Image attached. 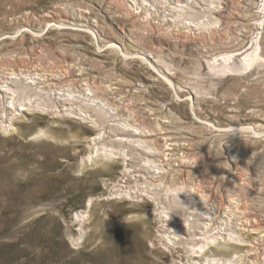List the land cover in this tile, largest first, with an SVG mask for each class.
Masks as SVG:
<instances>
[{
    "label": "rangeland",
    "instance_id": "374dc122",
    "mask_svg": "<svg viewBox=\"0 0 264 264\" xmlns=\"http://www.w3.org/2000/svg\"><path fill=\"white\" fill-rule=\"evenodd\" d=\"M58 3L59 0H0V31L7 32L8 19L26 11L55 15ZM222 3L220 12L214 14L221 23L212 29V43L209 42L212 33L205 31L199 35L197 44L187 42L184 48L178 47L175 51L164 48L162 59L176 72L175 78L171 79L185 85L198 82L196 87L202 92L201 98L198 104L193 103L197 105V116L184 114V108H190L191 104L192 94L188 88L181 89V98L178 102L173 100L177 104L172 109L174 114L184 117L181 119L184 126H194L192 121L195 119L197 127L203 125L207 130L203 133L194 130L196 134L191 135L197 142L204 140L203 149L197 151L203 156L206 151V162L214 152L223 153L222 158L207 162L206 168L222 166L228 156L227 146L239 151L240 167L248 174L252 189L246 188L236 194L251 203L255 212L264 218V136L256 137L252 132L224 134L234 123L264 132V62L255 63L234 76L221 72H217L218 75L208 68V60L213 57L241 47L240 52H243L255 41L259 43V53L264 60V12L261 0H222ZM104 8L101 7L100 14L106 16ZM169 28L163 25L162 30L170 34ZM132 30L140 34L136 28ZM114 31L111 42L117 47L125 44L132 53L140 51L149 55L144 44L146 40L142 43L132 40L126 28ZM175 32L173 29L171 34ZM190 35L197 37L193 31ZM46 38L47 35L33 43L35 65L46 67L48 64L61 66L63 62H83L96 81L126 80L132 94L137 89L147 95H139L137 101L144 99L141 103L152 104L155 108H164L163 100L173 95L174 89L165 81L163 71L159 74L150 65H131L109 51L87 53L83 45H90L91 40H83L82 36L69 30ZM240 39L244 43L242 46ZM159 42L158 46L166 45L163 38ZM24 47L25 42L18 45V48ZM0 50V56L13 55L11 49ZM242 58L238 56L235 61ZM147 59L153 61V58ZM144 77L158 80L159 88L148 94L150 89L143 86ZM6 112L14 129H0V264H68L71 258L75 264H175L172 259L184 263L186 254L191 255L194 262L201 263L208 259H229L244 252L240 242L227 240L208 248L199 257L185 253L182 247L167 253L157 238L158 220L152 214L153 203L146 198L138 200L112 193L114 185L120 181L122 160L102 158V155L94 156L92 160L88 158V139L97 132L90 122L72 114L53 116L32 112L21 115L10 109ZM213 137L217 138L215 143ZM223 175L226 173H220ZM221 182L222 188L230 185L226 180ZM80 197L84 200L83 205L75 208L80 204Z\"/></svg>",
    "mask_w": 264,
    "mask_h": 264
},
{
    "label": "bare ground",
    "instance_id": "6f19581e",
    "mask_svg": "<svg viewBox=\"0 0 264 264\" xmlns=\"http://www.w3.org/2000/svg\"><path fill=\"white\" fill-rule=\"evenodd\" d=\"M59 2L55 6V15L50 12L35 14L31 11H26L20 16L13 14L14 16L8 19L7 32L0 31V49H11L13 54L12 57L0 56V129H14L12 120L7 118L8 109L21 115L32 112L53 116L72 114L87 120L97 129L88 139V158L92 160L94 156L102 155V158L115 157L122 160L120 181L116 182L112 193L114 196L125 195L138 200L146 198L153 203L152 214L158 220L157 238L162 249L171 253L175 248L182 247L185 253L190 252L192 257H199L208 248L221 242L226 243L227 240L238 241L244 248L242 254L225 260L208 259L199 263L186 254L183 257L184 263L172 259L173 263L264 264V218L255 212L251 203L236 194L251 188L248 174L242 166L240 167L239 151L227 146L228 156L222 166L216 169L206 168L207 162L222 158L223 153L214 152L206 162V151L205 156L197 151L203 149L204 140L197 142V138L191 135L196 134L194 130L199 133L207 130L203 125L197 127L195 119L192 121L194 126H184L181 123L184 117L177 116L172 109L177 104L173 100L178 102L181 98V89L188 88L192 94L189 98L191 104L190 108L184 106V114H190L193 118L197 116V105L193 103L196 101L198 104L201 98L202 92L196 87L198 82L192 83V86L190 83L185 85L171 79L175 78L176 72L173 66L162 59L164 48L175 51L190 42L195 41L197 44L199 35L205 31L212 33L209 40L212 43V29L221 23L214 14L222 9V0ZM261 2L264 12V0ZM103 6L106 14H111L110 16L100 14ZM110 9L115 11L110 12ZM163 25L170 27V34L163 32ZM114 27L121 31L126 28L129 37L134 41L140 40L138 42L142 43L146 40L144 44L149 50V55L140 51L132 53L125 44L117 47L111 42L114 30H117ZM133 28L139 30L140 34L134 32ZM173 29L176 32L171 34ZM180 29L185 33L178 32ZM66 30L82 36L83 40H91L90 45H83L87 53L109 51L121 60H127L131 65L146 64L159 74L163 71L165 81L169 82L175 93L163 100L164 108H155L152 104L141 103L144 99L137 101L139 95H147L139 93L137 89V92L132 94L133 91L127 86L129 83L126 80H115L114 83L96 81L92 71L86 68L83 62H63L61 66L48 64L46 67L35 65L37 60L34 41L44 39L46 35V39H51ZM192 31L198 38L190 35ZM161 38L166 40L163 47L158 46ZM239 41L242 46V39ZM22 42H25V47L18 48ZM241 48L221 53L208 60V68L215 70V74L221 72L226 76H234L255 63L264 62L259 53L258 42L255 41L243 52H240ZM238 56L243 58L237 62L235 60ZM147 58H153V61ZM196 64L199 68L198 61ZM6 65L10 68L3 70ZM135 69L139 71L140 68ZM144 79L143 86L150 89L148 94L152 93V89L159 88L158 80L156 83V79ZM124 87L128 88L125 90ZM232 125L224 134L232 136L252 132L256 137L264 136V132L256 131L255 128L243 127L240 123ZM185 128L186 131L183 132ZM216 139L213 137V143ZM166 150H169V153ZM222 172L226 175L220 176ZM192 176L198 178L195 180ZM222 180H226L230 184L229 187L222 188Z\"/></svg>",
    "mask_w": 264,
    "mask_h": 264
},
{
    "label": "trees",
    "instance_id": "16d2710c",
    "mask_svg": "<svg viewBox=\"0 0 264 264\" xmlns=\"http://www.w3.org/2000/svg\"><path fill=\"white\" fill-rule=\"evenodd\" d=\"M81 199H83V198H81V197H80V200H78V201H80V204H79V205H76V206H74L75 208H77L78 206H81V205H83V201H84V200H81ZM67 248H68V247H67V245H66V249H67ZM56 257H58V256H56ZM68 262H69L68 264H75V263H76V262H75V261H74L72 258H71V259H69V260H68Z\"/></svg>",
    "mask_w": 264,
    "mask_h": 264
}]
</instances>
